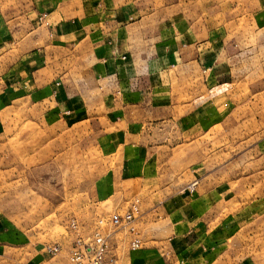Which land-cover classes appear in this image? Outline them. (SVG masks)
<instances>
[{
	"label": "crops",
	"instance_id": "obj_1",
	"mask_svg": "<svg viewBox=\"0 0 264 264\" xmlns=\"http://www.w3.org/2000/svg\"><path fill=\"white\" fill-rule=\"evenodd\" d=\"M208 1H199L198 11L196 0L187 9L181 0H0V177L11 170L10 123L18 119L62 134L93 121L98 137L123 139L130 173H143L151 141L163 139L160 147L171 150L168 141L195 138L198 123L230 104L232 86L241 84L235 79L264 68V0L243 5L252 42L243 36L240 17L229 13L238 6L214 10ZM262 86L254 89L260 94ZM118 180L115 174L110 182ZM194 182L183 192L196 194ZM211 193L184 202L180 210L191 209L190 217L181 212L170 226L193 234L184 242L196 254L191 260L214 250L200 242L205 237L215 244L218 236H230L227 224L211 229L221 212L206 217L198 203ZM178 199H166V216L176 213ZM250 260L239 264H255Z\"/></svg>",
	"mask_w": 264,
	"mask_h": 264
},
{
	"label": "rangeland",
	"instance_id": "obj_2",
	"mask_svg": "<svg viewBox=\"0 0 264 264\" xmlns=\"http://www.w3.org/2000/svg\"><path fill=\"white\" fill-rule=\"evenodd\" d=\"M181 1H186L187 9L189 0ZM199 1L203 0H196L198 11L204 5ZM251 1L209 0L207 4L212 2L214 10L221 11L238 6L229 13L233 10L240 17L243 36L252 42L256 36L247 29L243 6ZM196 71L198 83L200 69ZM257 72L250 68L235 79L241 84L232 86L230 104L213 110L207 124L198 123L195 138L186 135L168 141L171 150L160 147L163 139L151 141L143 173L127 171L123 139L98 137L93 121L69 126L63 134L20 119L11 122L10 133H15L9 143L11 170L0 177V264H70L77 235L91 237L98 220L122 213L136 201L140 214L134 227L142 246L131 253L128 230H117L111 237L117 264L129 260L133 264L142 256L145 260L140 264H239L250 258L264 264V87L260 94L254 89L264 82V68ZM115 174L119 180L111 184ZM142 175L147 177L143 180ZM194 181L199 185L196 194L183 192ZM209 192L211 196L198 202L204 216L221 212L211 229L227 224L230 236H218L215 244L205 237L200 242L211 243L214 250L204 249V255L191 260L196 254L184 242L191 243L193 234H177L170 226L175 217H183L181 212L190 217L191 209L180 210L184 202ZM174 194L183 200H177L174 215L166 216L163 204ZM71 219L78 222V233L69 228ZM54 244L60 246L59 252L47 254L45 247Z\"/></svg>",
	"mask_w": 264,
	"mask_h": 264
},
{
	"label": "built area",
	"instance_id": "obj_3",
	"mask_svg": "<svg viewBox=\"0 0 264 264\" xmlns=\"http://www.w3.org/2000/svg\"><path fill=\"white\" fill-rule=\"evenodd\" d=\"M41 22L45 21V15L40 16ZM196 183L188 186L190 191ZM140 214L138 202H134L122 213H114L108 219L97 221L91 237L84 238L77 235L72 243L68 260L70 264H116L119 258L113 253L111 237L119 229H127L129 233L128 248L131 252L137 251L142 246L141 235L134 227V223ZM69 228L78 233L79 225L75 219L69 221ZM60 250L57 244L45 247V252L55 256Z\"/></svg>",
	"mask_w": 264,
	"mask_h": 264
}]
</instances>
